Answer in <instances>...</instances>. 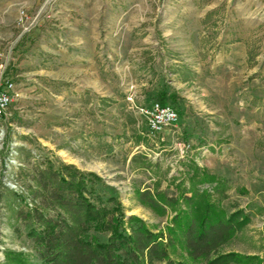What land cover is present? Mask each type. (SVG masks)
Here are the masks:
<instances>
[{
  "label": "rangeland",
  "instance_id": "374dc122",
  "mask_svg": "<svg viewBox=\"0 0 264 264\" xmlns=\"http://www.w3.org/2000/svg\"><path fill=\"white\" fill-rule=\"evenodd\" d=\"M5 79L19 96L0 121V264H41L19 211L40 206L44 158L97 173L157 230L174 212L137 192L178 196L196 164L223 181L214 201L250 216L221 252L263 254L264 0H0ZM163 90L180 119L151 137L141 107Z\"/></svg>",
  "mask_w": 264,
  "mask_h": 264
},
{
  "label": "trees",
  "instance_id": "16d2710c",
  "mask_svg": "<svg viewBox=\"0 0 264 264\" xmlns=\"http://www.w3.org/2000/svg\"><path fill=\"white\" fill-rule=\"evenodd\" d=\"M168 99L163 90L157 101L176 107ZM43 160L31 187L40 206L19 211L32 222L27 235L41 264H264V243L262 255L221 252L250 216L244 209L229 212L214 201L211 191H220L223 181L196 164L189 186L184 181L177 185L178 196L158 189L137 192L160 215L174 212L165 229L157 230L138 215L127 214L115 189L97 173ZM14 195L27 205L26 197ZM6 263L31 264L28 255L14 250L6 251Z\"/></svg>",
  "mask_w": 264,
  "mask_h": 264
},
{
  "label": "built area",
  "instance_id": "2783aa9c",
  "mask_svg": "<svg viewBox=\"0 0 264 264\" xmlns=\"http://www.w3.org/2000/svg\"><path fill=\"white\" fill-rule=\"evenodd\" d=\"M17 96H19V93L12 80L5 79L3 83L0 82V121L7 114V110ZM141 112L147 121L148 134L151 137L161 135L172 129L180 119L179 111L174 105L170 103L163 104L157 100L150 105L142 106ZM8 160L12 161L10 157ZM30 205L33 206V203H30Z\"/></svg>",
  "mask_w": 264,
  "mask_h": 264
}]
</instances>
